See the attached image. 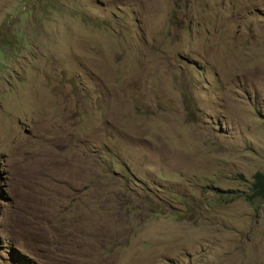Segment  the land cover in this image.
<instances>
[{"label": "rangeland", "instance_id": "374dc122", "mask_svg": "<svg viewBox=\"0 0 264 264\" xmlns=\"http://www.w3.org/2000/svg\"><path fill=\"white\" fill-rule=\"evenodd\" d=\"M264 0H0V264H264Z\"/></svg>", "mask_w": 264, "mask_h": 264}, {"label": "trees", "instance_id": "16d2710c", "mask_svg": "<svg viewBox=\"0 0 264 264\" xmlns=\"http://www.w3.org/2000/svg\"><path fill=\"white\" fill-rule=\"evenodd\" d=\"M247 199H264V174L257 172L253 175L251 195Z\"/></svg>", "mask_w": 264, "mask_h": 264}]
</instances>
